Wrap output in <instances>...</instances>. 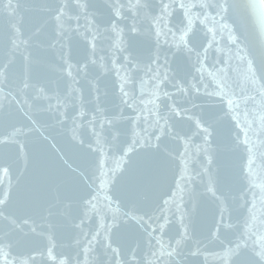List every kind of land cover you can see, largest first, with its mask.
Listing matches in <instances>:
<instances>
[{"label": "snow or ice", "instance_id": "1", "mask_svg": "<svg viewBox=\"0 0 264 264\" xmlns=\"http://www.w3.org/2000/svg\"><path fill=\"white\" fill-rule=\"evenodd\" d=\"M0 264H264V0H0Z\"/></svg>", "mask_w": 264, "mask_h": 264}]
</instances>
